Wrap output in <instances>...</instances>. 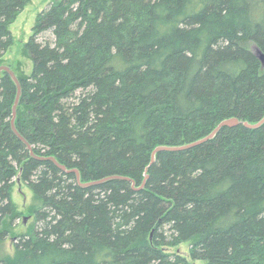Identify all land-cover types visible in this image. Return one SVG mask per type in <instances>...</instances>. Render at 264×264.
Wrapping results in <instances>:
<instances>
[{
	"label": "trees",
	"instance_id": "1",
	"mask_svg": "<svg viewBox=\"0 0 264 264\" xmlns=\"http://www.w3.org/2000/svg\"><path fill=\"white\" fill-rule=\"evenodd\" d=\"M30 0H0V66ZM47 32L50 38L41 36ZM264 0H54L30 74L0 73V241L15 178L36 226L0 264H264ZM81 183L112 178L82 186ZM128 178V179H127ZM192 241L189 257L170 251ZM190 258V259H189Z\"/></svg>",
	"mask_w": 264,
	"mask_h": 264
},
{
	"label": "rangeland",
	"instance_id": "2",
	"mask_svg": "<svg viewBox=\"0 0 264 264\" xmlns=\"http://www.w3.org/2000/svg\"><path fill=\"white\" fill-rule=\"evenodd\" d=\"M54 0H30L24 10L19 14L16 21L11 25L13 43L4 56L3 65H11L16 69L17 74L24 72L30 74L33 70V62L25 54V44L33 34V27L39 12L44 10ZM51 33L47 32L41 39L50 38ZM15 72V71H14ZM12 201L15 207L16 216L6 217L2 225L7 234L0 241V257L13 255L16 247V236L22 233H29L37 224L34 208L38 201L33 191L18 177L15 178V185L12 190ZM192 241H185L170 251H175L189 257V250ZM190 259V258H189ZM192 264H204L203 260H192Z\"/></svg>",
	"mask_w": 264,
	"mask_h": 264
},
{
	"label": "water",
	"instance_id": "3",
	"mask_svg": "<svg viewBox=\"0 0 264 264\" xmlns=\"http://www.w3.org/2000/svg\"><path fill=\"white\" fill-rule=\"evenodd\" d=\"M254 51H255L256 55L260 58L261 62L264 65V52L261 51V49H259V47H257V46H254ZM3 71H7L12 76L13 80L16 82V84L18 86V94H17V97H16L15 104L13 106L12 128H13L14 132L16 133V135L19 138H21L27 144L28 148L31 150L32 154L34 155V153L32 151V146L19 133V131L17 130V128L15 126V120H16V117H17V107H18V104H19L20 96H21V86H20V82H19V80H18V78L16 76V73L14 72V70L9 65H2V66H0V73L3 72ZM240 124H243L244 126H246L248 128L255 129V128H258V127H260L261 125L264 124V117L260 121H258L256 123H249L247 121L241 122L238 118L225 119L209 135L205 136L204 138H201L199 140H196L194 142H191V143H188V144H185V145H181V146H158L154 150V152H153L152 162L155 160V155L159 151H163V150L178 151V150L188 149V148H191L193 146L199 145V144H201V143H203V142H205V141H207L209 139L214 138L215 135L224 126L233 127V126H237V125H240ZM40 159H43V160L44 159H46V160L49 159V160L53 161L59 168H61L64 171H67V172H76V174H77V180L79 181V183L82 186H90V185H94V184H99V183H102V182L107 181V180L112 179V178H121L120 176H110V177H106V178H103V179H100V180L91 181V182H88V183H81V176H80V173H79V171L77 169H72V170L67 169L65 165L59 163L57 161V159L54 158V157H40Z\"/></svg>",
	"mask_w": 264,
	"mask_h": 264
}]
</instances>
